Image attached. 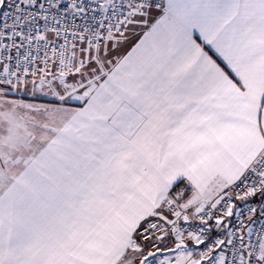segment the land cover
Wrapping results in <instances>:
<instances>
[{
    "label": "snow or ice",
    "instance_id": "obj_1",
    "mask_svg": "<svg viewBox=\"0 0 264 264\" xmlns=\"http://www.w3.org/2000/svg\"><path fill=\"white\" fill-rule=\"evenodd\" d=\"M0 264H264V0H0Z\"/></svg>",
    "mask_w": 264,
    "mask_h": 264
}]
</instances>
